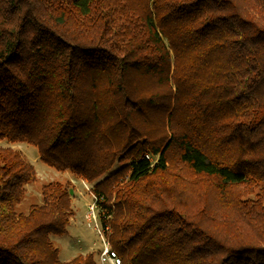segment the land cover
<instances>
[{"label":"trees","instance_id":"trees-1","mask_svg":"<svg viewBox=\"0 0 264 264\" xmlns=\"http://www.w3.org/2000/svg\"><path fill=\"white\" fill-rule=\"evenodd\" d=\"M0 140L94 183L122 264H264V0H0ZM35 181L0 148V264H97Z\"/></svg>","mask_w":264,"mask_h":264},{"label":"rangeland","instance_id":"rangeland-1","mask_svg":"<svg viewBox=\"0 0 264 264\" xmlns=\"http://www.w3.org/2000/svg\"><path fill=\"white\" fill-rule=\"evenodd\" d=\"M7 147L19 152L34 167L36 175V181L26 186V194L17 206V211L26 213L31 204L40 201V187L43 183L59 181L67 184L69 191L72 190L70 196L72 197V206L75 213L70 220L65 235L51 236L52 242L59 249V260L67 261L79 254L85 255L88 252H93L94 258L97 261L99 253L98 245L93 244L91 233L85 229V223L83 222L86 206L91 201L94 183H89L87 180L76 177L70 172H57L45 166L39 158L37 149L31 145L26 143L12 144L6 140H0V148ZM119 168V165L114 167L115 170ZM83 184H86L87 189Z\"/></svg>","mask_w":264,"mask_h":264},{"label":"built area","instance_id":"built-area-1","mask_svg":"<svg viewBox=\"0 0 264 264\" xmlns=\"http://www.w3.org/2000/svg\"><path fill=\"white\" fill-rule=\"evenodd\" d=\"M83 185L87 189L86 184ZM102 201L101 196H98L93 192L91 193V201L86 206L83 218V222L85 223L84 226L85 229L91 233L93 244L98 245L99 253L97 264H122L121 260L112 250L109 242L110 227L105 222L107 217L102 208Z\"/></svg>","mask_w":264,"mask_h":264},{"label":"water","instance_id":"water-1","mask_svg":"<svg viewBox=\"0 0 264 264\" xmlns=\"http://www.w3.org/2000/svg\"><path fill=\"white\" fill-rule=\"evenodd\" d=\"M69 194H70V195L72 194V190L69 191Z\"/></svg>","mask_w":264,"mask_h":264}]
</instances>
